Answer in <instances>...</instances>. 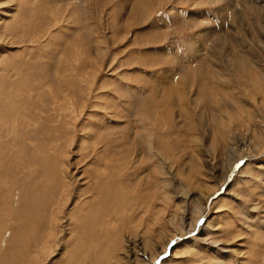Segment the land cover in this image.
<instances>
[{"label": "rangeland", "instance_id": "374dc122", "mask_svg": "<svg viewBox=\"0 0 264 264\" xmlns=\"http://www.w3.org/2000/svg\"><path fill=\"white\" fill-rule=\"evenodd\" d=\"M225 4L0 0V264H264V92L240 89L221 53L242 45L264 76V0ZM214 65L259 129L218 160L220 102L188 88L208 90Z\"/></svg>", "mask_w": 264, "mask_h": 264}, {"label": "bare ground", "instance_id": "6f19581e", "mask_svg": "<svg viewBox=\"0 0 264 264\" xmlns=\"http://www.w3.org/2000/svg\"><path fill=\"white\" fill-rule=\"evenodd\" d=\"M224 2L225 5L229 6V1L230 0H222ZM244 3H246V1H244ZM235 4V3H234ZM264 5V4H263ZM231 6V4H230ZM235 6V5H234ZM233 6V7H234ZM255 7V6H254ZM239 8V7H238ZM237 8V9H238ZM233 9V8H231ZM235 9V7H234ZM234 11V10H233ZM249 11V10H248ZM260 12V11H259ZM240 13H241V16L242 19H243V12H241L240 10ZM247 13V12H246ZM243 14V15H242ZM235 15H239V14H235ZM257 16V15H256ZM258 18V17H257ZM263 18V17H262ZM235 20V19H234ZM233 20V22H234ZM244 20V19H243ZM241 21V20H238L239 22L236 21V24L238 23V27H241V29H246L250 34L254 35L256 38V34L255 33L256 31L253 30V26L250 21ZM247 20V18H246ZM250 20V19H249ZM263 21V20H262ZM262 26H264V21L262 22ZM235 23V22H234ZM229 24V23H228ZM235 24V25H236ZM222 26V27H221ZM220 26V30H226L227 32H230L228 31L229 29V26H227V23H223L222 22V25ZM237 26V25H236ZM215 27V26H214ZM217 28V27H216ZM226 28V29H225ZM228 29V30H227ZM239 30V29H237ZM235 31V30H234ZM232 31V32H234ZM226 32V33H227ZM239 32V31H238ZM236 33V32H235ZM223 34V33H222ZM238 33H236L237 35ZM219 35V34H218ZM230 35V33H229ZM233 35V34H232ZM227 39H228V36H226ZM233 37V36H231ZM238 36H236L237 38ZM223 38V37H222ZM235 38V37H234ZM212 39V38H211ZM218 39V38H217ZM216 39V40H217ZM230 39V38H229ZM228 39V42L230 41ZM232 39V38H231ZM210 40V39H209ZM215 40V41H216ZM221 41L222 40H225L224 39H220ZM213 41V40H212ZM227 41V40H226ZM225 42V41H224ZM231 42V41H230ZM227 43L228 45H226L227 47H225L223 50H222V46H221V50H222V57L224 59L227 60V57H228V62L230 64V72L232 74V76L237 80L238 84L237 86L240 88V89H243L245 92L248 91V88L250 85H256L257 89H261L263 90L264 92V76H260V67L258 66V63L256 62V60L251 57V56H247L246 54H244V50L242 49V45H233L231 43ZM194 44V43H193ZM218 44V42L216 43ZM226 44V43H224ZM225 46V45H224ZM211 47V46H210ZM214 47V46H213ZM216 48V47H214ZM213 48V49H214ZM208 49V48H207ZM212 49V50H213ZM205 50V49H204ZM216 50H219L216 48ZM207 52H210L207 50ZM212 52V51H211ZM254 53V52H253ZM208 56L210 54L206 53ZM204 55V54H203ZM205 56V55H204ZM207 56V57H208ZM213 56V59H214V55L211 54V57ZM206 57V56H205ZM206 57V58H207ZM216 57V55H215ZM218 57V56H217ZM197 58V57H196ZM205 58V60H206ZM200 60V59H199ZM203 60V59H201ZM200 62L202 63L203 61ZM208 60V59H207ZM224 61V60H223ZM199 62V61H198ZM213 62V61H212ZM205 63V62H204ZM207 64V61L206 63ZM211 64V63H210ZM213 65V64H212ZM190 66V65H189ZM196 66V65H195ZM204 66V65H203ZM206 66V65H205ZM209 66V65H208ZM202 67V66H201ZM208 68V67H207ZM205 68L206 70L204 71L205 72V77H207L208 79H206L208 82L204 83L203 85H206L209 89L206 90V89H201L199 85H197V87L193 90L192 89V86L190 85V83L193 85V81H195V79H193V77L189 78V92H191L192 94L194 93L195 97H196V94L197 93H201V91H203V98H209L211 99L210 103H214L216 106L219 105V102H220V105H219V110H218V114L217 115H212L213 116H217V117H211L210 120L214 123L213 124V128H212V131H211V134L210 136H206V137H209L210 139V150H211V155L212 157H214L215 160H218L216 157L218 158H221V155L223 154L222 152L231 144H234V142L237 141L238 137H237V134H240V136H242V132H245L244 129H246V127L248 128V131L250 130V132L255 131V134H256V131H259V129L255 128V124H257V122L255 123V121L253 120V113L254 111H250L248 110L247 108L245 109H239L237 108V106L235 105H238L240 106V108H243V104L244 102H239L238 99H235V103H233L230 95L228 97L224 96L223 93L227 94L229 91H232L233 89H236L235 88V85L231 83V77L229 74H223V69H221L222 73L220 72V70H215V65L212 66V70L208 72V69ZM211 68V67H210ZM200 69V68H198ZM207 75V76H206ZM204 81V80H203ZM221 82H225V88H222L220 86V83ZM178 84L176 85V87L173 88V91L174 93H176L177 97H181L183 99V93H184V89L181 85H179V82H177ZM170 85V84H169ZM168 85V86H169ZM255 87V86H254ZM206 88V87H205ZM260 90L259 93H262ZM234 91V90H233ZM240 91V90H239ZM171 93V92H170ZM258 94V93H256ZM254 94V95H256ZM239 95V94H238ZM190 96V95H189ZM240 96V95H239ZM161 97V96H160ZM167 97V96H166ZM230 97V98H229ZM185 98V97H184ZM181 99V100H182ZM206 100L203 102V104L201 105V103H195L193 105V107L195 108L194 110L196 111V113L199 114V116L202 115L203 111L204 110H207V109H211L210 107V103L209 101ZM254 100V99H253ZM178 101L180 102V100L178 99ZM252 101V100H251ZM262 101V100H261ZM183 102V100H182ZM181 102V103H182ZM156 103V102H155ZM263 103H264V100H263ZM157 104V103H156ZM207 104V105H206ZM262 105V104H261ZM247 105L245 104V107ZM264 106V105H262ZM262 106L260 107V109L262 108ZM217 108V107H216ZM212 110V109H211ZM217 112V111H216ZM251 112V113H250ZM262 112V111H261ZM171 113V112H170ZM224 113L226 114V116H224ZM143 115V114H142ZM252 115V116H251ZM264 114H262L261 117H263ZM256 116V115H255ZM195 117V116H194ZM192 118V116L190 117ZM202 118V117H200ZM264 118V117H263ZM258 119V117H257ZM256 119V120H257ZM155 120V119H154ZM161 120V119H160ZM259 120V119H258ZM153 122V120H152ZM156 122V121H155ZM261 123V121H259ZM154 123V122H153ZM197 126H200L203 128L202 124H201V121L200 119H198V121H192L191 123V129H193V132H194V136H196L197 138L196 139H193L192 142H194V144L196 146H198L199 144V141L202 140L204 134H205V130L202 129L203 131H201L202 133L199 132L200 128L197 127ZM264 126V125H263ZM261 126V128L263 127ZM252 127L254 129H252ZM252 129V130H251ZM192 132V131H191ZM262 132V131H261ZM264 132V131H263ZM262 132V133H263ZM246 133V132H245ZM251 133L250 135V138L251 136H253L254 134ZM258 133V132H257ZM248 134V133H246ZM259 133V139H260V136L263 137V135ZM248 137H245L243 136L245 139L246 138H249V135H247ZM254 139V137H252ZM251 138V139H252ZM257 139V138H256ZM241 140V138H240ZM255 140V139H254ZM261 140V139H260ZM239 141V140H238ZM237 141V142H238ZM247 142L249 143V141L247 140ZM246 142V144H247ZM258 142V140L256 141ZM251 143V142H250ZM249 143V144H250ZM253 143V142H252ZM254 144V143H253ZM162 145V144H161ZM151 146V144H150ZM236 146V145H234ZM248 146V145H247ZM253 146V145H252ZM252 146L251 149H252ZM264 146V141L262 142V147ZM162 147V146H161ZM195 147V146H194ZM233 148V147H232ZM164 150V148H162ZM249 149V147H248ZM234 150V149H233ZM236 150V149H235ZM166 151V149H165ZM255 152V151H254ZM222 153V154H221ZM164 155V154H163ZM249 155H246L244 150H240V153H239V157L237 158V162H240L241 159H246ZM260 156V155H259ZM162 158V157H161ZM212 160V159H211ZM236 161V160H235ZM211 162V161H210ZM165 160H164V164H165ZM248 164V163H247ZM166 166V164H165ZM166 168V167H165ZM170 168V167H169ZM164 169V167H163ZM162 169V170H163ZM168 169V168H167ZM206 169H208L209 171V168H207L206 166ZM215 172V171H214ZM213 172V173H214ZM163 173V172H162ZM217 173V172H216ZM215 175V173H214ZM159 176V175H158ZM216 176V175H215ZM226 178V176H225ZM167 180V179H166ZM165 180V181H166ZM164 181V182H165ZM182 184V183H181ZM222 184V183H221ZM167 185V184H165ZM164 185V186H165ZM163 186V187H164ZM210 192H211V189H210ZM223 200V199H222ZM193 203L192 207L195 208V210L199 211L198 214L201 213V210L203 208L202 204L197 201V199H193L191 201ZM188 205V204H187ZM191 207V206H190ZM200 209V210H199ZM177 212V211H176ZM192 213V212H191ZM194 214H195V211H194ZM192 217V216H191ZM172 218V217H171ZM189 224V223H187ZM193 225V224H192ZM182 226V225H181ZM191 228V227H190ZM178 229V228H177ZM187 229V228H186ZM175 231V230H174ZM176 232V231H175ZM174 233V232H173ZM189 233V232H188ZM174 236L170 237V239L167 241V243L173 238ZM169 238V236H168ZM218 243V242H217ZM166 246L164 245V248ZM162 248V249H164ZM151 264V262H150Z\"/></svg>", "mask_w": 264, "mask_h": 264}]
</instances>
